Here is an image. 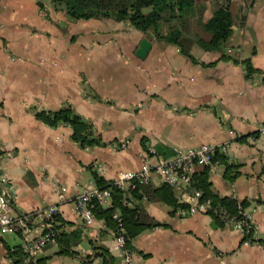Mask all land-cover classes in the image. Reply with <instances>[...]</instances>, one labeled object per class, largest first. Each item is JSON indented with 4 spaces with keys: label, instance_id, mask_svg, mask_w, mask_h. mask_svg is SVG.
Listing matches in <instances>:
<instances>
[{
    "label": "crops",
    "instance_id": "crops-1",
    "mask_svg": "<svg viewBox=\"0 0 264 264\" xmlns=\"http://www.w3.org/2000/svg\"><path fill=\"white\" fill-rule=\"evenodd\" d=\"M220 2L233 20L222 52L248 58L250 76L239 60L219 57L221 52L194 40L209 36L201 23ZM184 25L197 61L128 19H72L55 10L54 0H0V168L11 179L13 211L56 203L60 228L80 235L73 251L60 253L55 240L34 257L45 256L46 264H123L112 247L115 226L95 215L84 222L75 198L95 183L93 171L113 179L118 169L139 165L143 141L171 151L225 145L220 151L238 163V174L226 178L224 161L217 159L209 170L212 190L245 201L253 236L264 238V0H201ZM144 35L151 44L138 68L135 49ZM63 104L89 120L106 144L81 146L71 139L68 123L47 124V111ZM162 182L154 174L149 183ZM58 184L66 186L64 200L57 197ZM131 199L166 224L130 239V264H264L260 242H241L238 230L211 214L178 216L145 192ZM41 225L37 216L31 237ZM24 240L18 231L0 233V264H14L6 247L24 248ZM30 259L26 255L22 264Z\"/></svg>",
    "mask_w": 264,
    "mask_h": 264
},
{
    "label": "trees",
    "instance_id": "trees-1",
    "mask_svg": "<svg viewBox=\"0 0 264 264\" xmlns=\"http://www.w3.org/2000/svg\"><path fill=\"white\" fill-rule=\"evenodd\" d=\"M201 0H54V8L56 11L64 12L69 18H89V17H112L116 20L128 19L129 22L136 28L147 33L151 30L154 35L167 42H171L179 47V50L184 55L188 56L192 61L197 59L190 52V44L192 38L185 35L183 27L185 20L195 12L196 4ZM227 3L220 2L214 8L209 19L202 21V28L209 33L208 37L196 36L194 39L199 45L205 49L217 50L221 52L219 57L231 58L233 61H240L245 67V75L250 76L253 72V67L248 58L238 59L226 55L222 52V48L226 44L227 38L232 32V16ZM200 10V9H199ZM162 23L166 24L165 31L162 30ZM212 61L207 62L211 64ZM98 97L97 95H94ZM33 113L37 117H42L43 111L40 108H32ZM46 122L49 125H55L60 122L68 123L71 127L70 137L81 146L90 145H105L106 142L102 139L100 133L95 126L81 114L76 112L69 104H63L57 109L48 110L46 113ZM144 138H142L143 140ZM143 147H147L146 142H142ZM156 151L163 156H169L173 151L164 147H155ZM213 159H221L224 161V175L228 179H233L238 174V163L229 162L223 152L216 149L213 154ZM209 168L206 166L198 167L192 174L191 182L187 186V190L195 188L200 189L202 197H211L214 203H220L228 208L231 212L237 210V203L246 207L245 201H238L232 196H219L211 187L209 179ZM93 177L97 184L108 186L111 188L112 196L117 205L123 224L126 227L130 239L145 228L155 225H165L166 223L156 220L149 215L138 202L131 205L122 203V192L117 189L112 183V179H104L98 172L93 171ZM145 192L148 197L161 200L170 205V212L175 211L178 205L184 204L179 201L176 193L165 182H162L156 187H152L150 183L137 185L132 191L134 196H140V193ZM93 215L103 217L106 222L112 223L115 226L116 222L111 216V209L102 207L99 204H94L92 208ZM212 215V214H211ZM215 218L219 219L215 215ZM55 219L60 222L61 217L56 213ZM222 221L221 219H219ZM223 222V221H222ZM57 229L56 240L59 244V252L73 251L72 246L79 239V231L74 229L65 231L60 228V223L54 225ZM249 240L264 241V238H255L253 230L244 233L241 237V242ZM6 255L14 264H22L26 257V251L21 243L13 247H6ZM26 264H46L45 256H35Z\"/></svg>",
    "mask_w": 264,
    "mask_h": 264
},
{
    "label": "built area",
    "instance_id": "built-area-1",
    "mask_svg": "<svg viewBox=\"0 0 264 264\" xmlns=\"http://www.w3.org/2000/svg\"><path fill=\"white\" fill-rule=\"evenodd\" d=\"M262 129H264V125H262ZM225 147V145H214L212 143H201L196 146H179L173 149L171 155L163 156L154 147L147 145L141 155V163L118 169L112 179V184L122 192V203L131 205L132 191L137 185L149 183L153 175L158 174L162 181L173 189L179 201L184 202V204L178 205L175 208L174 212L178 216H188L199 212L208 213L230 224L242 235L248 232L249 229L254 232L251 213L240 203H237V210L231 212L224 205L214 203L211 197H202L200 189L187 190L193 172L201 166L212 169L217 163V159H213L215 150L224 149ZM11 187V179L0 168V233L10 231L20 232L25 238L24 249L26 255L33 258L37 251L46 243L56 240L57 229L59 227L56 228L54 225L60 223L54 217L57 213V205L56 203H51L31 211L15 212L13 211L10 196ZM56 188L58 199L64 200L66 186L58 184ZM94 204L111 209V216L116 222L113 229L112 247L116 248L122 256L123 264H130L132 251L128 243L129 235L123 224L120 211L113 199L111 188L101 186L95 182L84 187L77 195L75 207L79 217L86 223H90L94 218L92 212ZM37 216H41L42 218L41 230L36 237H31L33 221ZM245 241L252 243L260 242L264 246V241Z\"/></svg>",
    "mask_w": 264,
    "mask_h": 264
},
{
    "label": "water",
    "instance_id": "water-1",
    "mask_svg": "<svg viewBox=\"0 0 264 264\" xmlns=\"http://www.w3.org/2000/svg\"><path fill=\"white\" fill-rule=\"evenodd\" d=\"M225 6H226V8H228V5H225ZM147 34L152 35L153 33L151 30H148ZM150 44H151L150 38L147 35H144L140 39L139 44H138L137 48L135 49V54L139 57H144L149 46H150Z\"/></svg>",
    "mask_w": 264,
    "mask_h": 264
},
{
    "label": "rangeland",
    "instance_id": "rangeland-1",
    "mask_svg": "<svg viewBox=\"0 0 264 264\" xmlns=\"http://www.w3.org/2000/svg\"><path fill=\"white\" fill-rule=\"evenodd\" d=\"M46 2H47V0H45ZM26 15L27 16H33L32 14H30V13H26ZM31 21H34V18H31ZM70 27H71V29L73 30L74 29V26H71L70 25ZM49 31L51 32V26H50V29H49ZM123 55H125L124 53H123ZM136 59V61H137V67L138 68H143V64H144V62H145V59H143V58H141V57H136L135 58Z\"/></svg>",
    "mask_w": 264,
    "mask_h": 264
}]
</instances>
